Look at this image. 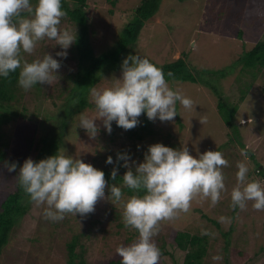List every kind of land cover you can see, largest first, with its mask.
Instances as JSON below:
<instances>
[{
    "label": "rangeland",
    "instance_id": "obj_1",
    "mask_svg": "<svg viewBox=\"0 0 264 264\" xmlns=\"http://www.w3.org/2000/svg\"><path fill=\"white\" fill-rule=\"evenodd\" d=\"M142 1L144 0H89L90 23L87 36L96 55L110 51L116 45L126 24L132 19L135 8ZM32 3L35 5V0ZM61 26L77 31V37L80 36V26L68 18L61 19ZM260 41H264V0H164L158 16L146 24L134 48L125 57L138 53L163 62L166 58L177 60L186 52L188 63L193 67L220 70L237 61L244 52L252 50ZM75 45L74 42L68 49L66 59L55 56L62 49L55 40L47 37L37 43L32 53L21 52L23 59L29 61L31 58H43V51L49 50L54 58L61 61L59 76L49 86L51 93L57 92L55 89L59 90V87L63 88L64 97L57 100L59 106L69 99L67 96L73 82L68 76L74 75L78 70ZM120 75L121 70L105 74L97 87L112 86L114 78H119ZM240 76L243 85L252 84L243 103H240L241 92L237 84ZM169 86L180 90L194 101L191 110L184 109L177 101L176 108H179V119L183 127L177 123L176 116L173 121H165L164 126L156 123L154 135L146 136L143 140L129 138L123 141L125 129L113 122L112 132L109 134L102 121L98 120L100 131L95 139H90L84 129L78 128V114H75L69 119V127L66 128L58 148L93 166L112 171L114 165L106 164L105 161L108 156L115 160L119 151L128 152L132 159L143 161L148 146L154 143H163L173 148L185 145L194 156L197 150H217L223 145L220 151L229 163L223 168L225 191L222 192L221 199L215 206H211L210 200L197 196L187 212H180L174 219L160 222L159 232L153 239L158 247L164 246V252L169 253L161 255L158 264L185 262L186 253L177 246H171L170 233L173 230L199 235H204L202 230H207L213 234L207 235L209 251L204 264H264V254L260 252L264 249V210L254 209L253 202L248 201L247 207L233 216L232 207L229 206L231 191L237 184V162L245 160L241 155L242 146L239 141L248 151L245 162L249 168V178L264 183V178L256 173L255 163L249 159L254 156L264 168V71L253 78L251 74L243 73L241 66H238L232 75L218 83L220 92L232 105L240 103L236 117L238 134L222 121L217 108L218 99L213 94L209 95L210 91L205 87L182 82L169 83ZM33 100L35 98H31L26 104H35ZM40 102L44 110L52 115L57 114L58 108L52 109ZM88 104V114L95 116L91 96ZM33 111V106L24 114L21 107L18 108L15 119L0 128L2 140L8 144L4 162L17 163V172L19 165L32 156L30 143L35 137L34 131L39 122L33 116ZM46 124L52 129L58 126L56 119ZM4 162H0V211L5 199L15 192L18 182L17 173L9 172L4 167ZM125 171V168L119 167L118 175L123 176ZM116 184L121 187L122 192L127 188L123 181ZM105 192L107 196V188ZM123 194L125 198L129 196L125 192ZM44 207L45 205L32 202L28 213L12 232L9 244L0 256V264H66L67 241L74 234L82 233L88 235L82 238L87 250L86 260L93 264H108L122 259L116 253L118 246L128 245L138 236L135 229L125 228L122 222L123 208L118 202L112 204L106 199L100 200L94 213L84 218L66 213L60 221L46 219L43 215ZM219 211L230 219L221 221ZM212 221L219 222L220 227ZM231 227H234V232L229 252H226V241L221 231L227 233ZM216 255L223 259L213 260Z\"/></svg>",
    "mask_w": 264,
    "mask_h": 264
},
{
    "label": "clouds",
    "instance_id": "obj_2",
    "mask_svg": "<svg viewBox=\"0 0 264 264\" xmlns=\"http://www.w3.org/2000/svg\"><path fill=\"white\" fill-rule=\"evenodd\" d=\"M66 15L62 0H35V5L32 0H0V78L19 69L17 83L25 91L38 84L51 85L59 76L61 61L47 52L43 58L29 62L21 52L32 53L47 37L62 49L55 56L66 59L68 49L77 40V31L61 26ZM120 67L121 75L114 78L112 86L91 88L95 116H90L87 109L78 114V128L84 129L90 139L100 131L98 120L110 134L113 122L125 130L132 129L140 123L142 114L152 121H173L178 115L177 101L184 109H192L194 101L170 87L163 70L148 57L129 54ZM240 151L245 160L236 165L237 184L231 191L230 206L244 209L252 201L254 209L264 210V183L249 178L247 148ZM105 163L114 165L113 180L119 167L126 169L123 185L134 194L125 198L120 186L108 183L103 170L68 155L66 150L59 149L38 161L28 157L18 172L15 162H4V167L17 173L23 191L35 204L45 205L43 215L52 221L63 220L66 213L84 218L95 212L100 200L120 203L125 228L138 232L132 243L117 247L120 264H158L162 253L153 237L159 232L160 222L187 212L197 196L215 206L225 191L223 168L229 162L219 150H197L194 156L185 145L173 148L154 143L148 146L143 161L132 159L128 152H118L115 160L108 156ZM228 219L220 217L221 221ZM202 234L213 235L207 230ZM222 259L220 255L213 257L216 261Z\"/></svg>",
    "mask_w": 264,
    "mask_h": 264
},
{
    "label": "trees",
    "instance_id": "obj_3",
    "mask_svg": "<svg viewBox=\"0 0 264 264\" xmlns=\"http://www.w3.org/2000/svg\"><path fill=\"white\" fill-rule=\"evenodd\" d=\"M164 0H144L134 10V15L129 23L126 24L119 40L116 45L103 54L96 55L92 45L88 39V28L90 18L88 15L89 0H62V7L66 10L65 16L73 23L80 26V36L77 37L75 42L76 55L78 58V70L74 75H69V79L73 82L70 86L71 90L67 97H69L66 103L61 106L58 105L57 100L61 99L64 92L63 88L59 87L55 89L57 92L50 91L52 85H35L30 90L25 91L21 88L17 81L19 76V69L16 72L10 73L7 78H0V128L4 124H9L18 115L16 110L21 107V111L28 112L30 107H34L35 118L39 119L38 128L34 131L35 137L30 143L31 158L34 160H40L47 156L57 153L58 144L66 130L68 128L69 119L80 112L84 111L90 104H88V98L90 97V90L92 87H97L98 83L105 74H112L115 71L121 70L122 60L125 58V54L129 52L131 48H134L139 36L148 22H151L158 16L161 10V5ZM228 8V6H224ZM249 19H252L249 18ZM42 41V40H41ZM46 47V46H44ZM48 48V47H46ZM42 50H45L44 48ZM48 51H43L45 55ZM183 57L177 60L165 59L163 62L151 60L154 64L160 67L168 83H192L205 87L210 91L209 95H215L218 99L217 108L222 121L225 125L235 131L238 134V126L236 124V117L240 110V103H243L251 91L252 84L243 85L241 76L237 78L238 89L241 92L240 103L232 105L227 98L222 95L219 90L218 83L221 79L227 78L232 75L238 66H241L243 73H249L253 78L257 77L264 71V41H260L256 46L248 51L244 52L242 57L237 61L229 65L228 67L220 70L210 69H197L188 63L186 52L183 53ZM34 60L31 58L29 62ZM168 73H172L171 76ZM67 77V79H68ZM50 86V87H49ZM57 93V94H56ZM56 94V95H55ZM29 97V99H28ZM66 97V98H67ZM36 102L33 105L26 104L28 100ZM44 98V99H42ZM40 101L50 106L52 109H57V114H50L44 110L43 106H40ZM17 106H19L17 108ZM59 106V107H58ZM49 107V108H50ZM177 109V123L183 127L181 120L179 119V108ZM23 116V115H22ZM56 119L58 126L52 129L47 127L46 123H52ZM140 123L132 129L126 130L123 138L125 140L129 138H137L143 140L146 136H151L156 133V123H162L164 126L166 122H161L159 119L152 121L147 118L145 114L139 117ZM46 128L48 130H46ZM232 137L231 135L229 136ZM242 148L245 146L239 141ZM221 145L217 150H221ZM8 149L7 142L2 140L0 134V162H4L6 159V150ZM121 152V151H119ZM251 159L255 163L256 173L264 178V168L261 167L257 159L252 156ZM96 167V166H95ZM101 169L99 167H96ZM105 179L109 184L119 183L122 181L121 175H117V178L113 180L111 178V171L104 170ZM255 174V173H254ZM253 174V175H254ZM257 175V176H258ZM250 176V175H249ZM15 192L10 195L2 203V210L0 211V256L3 254L4 249L10 242V237L19 222L26 216L32 201L28 195L23 191L22 187L17 182ZM123 192L129 196L134 194V190L126 188ZM143 194V192H141ZM230 204V203H229ZM230 206V205H229ZM229 209V208H228ZM240 208H232V215L236 213ZM201 212V211H198ZM220 213V211H219ZM223 216V213H220ZM203 216L207 217L206 214ZM209 218V217H207ZM216 226L220 227V223L212 221ZM123 226V225H121ZM234 232V227L230 228V231L222 232L226 241L225 251L229 252L230 240ZM88 236L85 233L74 234L69 241H67V261L66 264H93L86 260L85 255L87 253L86 247L82 243V238ZM171 246H177L180 251L186 253L184 264H204L205 257L209 251V237L207 235L192 234L185 231H175L170 233ZM108 245V244H107ZM162 255H168L164 250V246L159 247ZM264 254V249L260 251ZM253 256H251L252 259ZM120 260L110 261L108 264H120Z\"/></svg>",
    "mask_w": 264,
    "mask_h": 264
}]
</instances>
